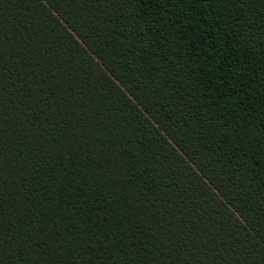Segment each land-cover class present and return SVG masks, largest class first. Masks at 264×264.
I'll return each mask as SVG.
<instances>
[{
  "label": "trees",
  "instance_id": "trees-1",
  "mask_svg": "<svg viewBox=\"0 0 264 264\" xmlns=\"http://www.w3.org/2000/svg\"><path fill=\"white\" fill-rule=\"evenodd\" d=\"M0 264H264V0H0Z\"/></svg>",
  "mask_w": 264,
  "mask_h": 264
},
{
  "label": "rangeland",
  "instance_id": "rangeland-1",
  "mask_svg": "<svg viewBox=\"0 0 264 264\" xmlns=\"http://www.w3.org/2000/svg\"><path fill=\"white\" fill-rule=\"evenodd\" d=\"M62 20L56 15H52L47 21L39 26L33 34L19 46L9 57L10 64L19 63L34 46H37L44 41L55 29L62 25Z\"/></svg>",
  "mask_w": 264,
  "mask_h": 264
}]
</instances>
